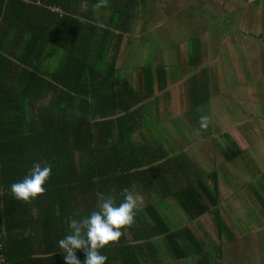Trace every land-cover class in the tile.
<instances>
[{
	"label": "trees",
	"instance_id": "trees-1",
	"mask_svg": "<svg viewBox=\"0 0 264 264\" xmlns=\"http://www.w3.org/2000/svg\"><path fill=\"white\" fill-rule=\"evenodd\" d=\"M39 1L0 0V264L26 253V245L29 254L34 247L47 255L38 264H65L57 241L69 222L96 210L100 194L119 202L125 188L147 197L118 240L99 249L105 264H161L162 251L173 259L194 256L195 264H215L190 227L171 229L159 206L166 199L150 198L156 192L173 196L189 220L214 208L219 234L227 230L216 174L212 185L198 171L196 179L186 178L185 171L187 181H172L171 164L176 170L187 167L181 155H171L164 141L154 144L144 132L142 139L135 137L146 127L147 101L167 87L165 67L140 62L133 84L118 71V50L108 55L107 34L76 16L82 0ZM189 60L200 62L193 55ZM18 68L23 72L16 78ZM208 83L205 76L188 87L186 113L195 115L200 130L197 109L210 99ZM223 151L228 160L242 153ZM34 163L51 169L45 190L27 202L17 200L9 185ZM76 256L83 260L82 251Z\"/></svg>",
	"mask_w": 264,
	"mask_h": 264
},
{
	"label": "crops",
	"instance_id": "crops-1",
	"mask_svg": "<svg viewBox=\"0 0 264 264\" xmlns=\"http://www.w3.org/2000/svg\"><path fill=\"white\" fill-rule=\"evenodd\" d=\"M258 3L261 4L260 10L251 11V8H252L251 6L253 4H258ZM35 4H41V3L39 0H36ZM238 4H242L241 9L246 10V14H248V18H250L251 16L256 17V19L260 21V24L262 25V29L264 30V24H263L264 1L263 0H242L241 2H239V0L238 2L237 0H102L100 1V3H92V1L86 2L82 0L80 2L79 13L77 12L76 16L80 18L82 17L84 20H87L89 22L93 21L97 25V32L99 34H107L106 38L110 39V45H111V47L108 48L109 50L108 55L115 53V51L118 50L116 51L117 52L116 53L117 54V64L116 65L118 67V71H120L121 74L124 75V77L130 79L133 84H136V79L134 77L135 71L139 70L140 62L147 60V56L141 57L143 54L144 55L148 54V52L145 53L146 49L147 50L150 49L153 51L154 58L151 57L149 58V60H152V62L154 63V66L162 65L166 69L167 87L163 90V92L161 93L159 92L156 94L155 97L149 99V100L156 102V104L152 111L150 110L147 111L148 121H147L146 127L141 126L136 134H139V133L141 134V132H143V129L146 128L149 134L154 135L150 131V128L152 125H154L153 123L155 122V119L158 118L159 123H160V119H161V122H163L165 118V116L161 117L162 115L160 112L162 110H159V102L160 101L164 102V105L166 102L169 103L168 98L170 96L169 93L171 92L170 84L174 83L176 81V78H180L179 76L181 75L187 76L189 83H187L186 85H188V87L191 85L192 82H194V80L200 83L204 81L205 76H207L208 81H209L208 84L210 86V76H208L209 73L207 75V70H209L208 68H211V66H210V61L206 59L205 55L222 54L223 59H228L231 62V64H234L233 60H235V57H233V54L237 53V51L236 50L234 51L233 49L235 46H234V42L232 41V39L235 38L236 34L243 33L238 30H237L238 32L235 31L236 20L234 19L236 17V13L239 12V9L237 10V8H239L240 5ZM196 5H199L198 11L201 16H205V15L206 16H217V18L219 19H217L216 21H218V23L220 24L219 27H225V26L227 27L226 33H222V34L214 33L213 37L210 35L209 37L211 38L205 40L202 45L199 43L200 45L199 47H197V52L195 53V54H200L202 56L199 59L200 60L199 64H196L194 62L191 63L189 60V57H187V54H192L193 52L191 48H192V45L194 44V41L191 38H189V40L187 38L185 39L190 42V45L188 44L186 48L182 51L184 55L186 54L185 55L186 58L182 60V62L180 63H176L173 60L174 59L173 54L176 55L177 52L168 51L165 48L164 43H163V47H160V48L153 47L152 44H151L152 46L150 47L149 40H151L154 36H149V35L158 33L159 35H162L163 38H165L167 34L170 33V29L172 28V23H174L175 18L177 16H180V13L174 12V10L181 11V12H184L185 14H190V15L196 14ZM49 7H51L52 10H56V11L60 10L57 6H49ZM188 7H191L192 9L189 10ZM208 7H210L211 10H209ZM214 7H220L224 16L226 15V12L231 8V12L229 16H230L231 21H233V23H230L229 20L225 22L224 20L225 17H221L222 12L220 13V12L214 11ZM81 11H83L82 14H80ZM243 16H245V13L243 14ZM236 18L237 20H239L238 17ZM55 27H56V20H54V25L51 27V29L55 30ZM243 31L245 32V30ZM236 37L238 39V36ZM250 37L252 36L250 35ZM256 37L259 38L260 40L256 39V41H254L255 47L249 49V52H252L256 47L258 48L259 57H258L257 63L259 64V70L264 71V56H263L264 55V39H263L264 31L257 33ZM160 39L162 38L160 37ZM168 43L170 46L172 44L177 45L176 41L168 42ZM11 49H14V47L11 46L8 50H11ZM56 49L51 50L53 56L57 54ZM173 49H176V48H173ZM123 53H125L123 58L119 59L120 56L123 55ZM157 57H158V60H156ZM228 66H230L231 70L234 71L235 66L232 67V65H226V64L220 68L221 71L222 69L226 70ZM249 66H257V65L256 63H253L252 65H249ZM191 68H192V71H191ZM213 69H215V67ZM22 72H23L22 68H18L15 73V77L19 78ZM227 76L229 77L228 74ZM203 78L204 80H202ZM258 80L263 82L262 86H264V75L259 76ZM227 86L229 87L230 84H227ZM227 90L229 91V88ZM249 93L250 94L248 98H253L254 95H257L256 93H251L250 89H249ZM234 98H235L234 96H231V94L227 92L226 94L223 95V98L221 99V97L218 96L217 94L215 93L213 94V91H211V87H210V99L205 103V106L198 108L202 112L199 114L200 116H202L203 114L205 115L204 112L207 111L206 105L208 104H209V108L213 107V109L215 108L216 110L220 106L218 109L219 116H221L219 113L220 111L228 113L231 110L230 103L235 104L236 102ZM244 101H242V103H244ZM147 104L149 107V101ZM258 106H259V109L261 110V112L259 111L260 112L258 115L259 117L257 116V112H253L257 109L256 106L254 105L253 100H250L248 105L241 106V108L240 109L238 108V110L240 111L241 116H243V118L258 117L263 122L260 124L259 129L257 130H256V127H253V126L250 127L251 124H248L250 126L246 125L247 128H245L244 133L248 134L247 138L249 140L253 139L254 134L260 135L258 137V140H260L258 142L260 143L259 148L264 150V146H263L264 145V99L263 98L260 100ZM166 107H167V104H166ZM252 113L255 115H252ZM199 121H200V118H199ZM243 121H246V119H244ZM194 127H195V132H194L195 134L191 136H195L196 138L197 136H199V134L204 135L205 132H207L205 128L204 130H200V129L198 130V128H196L197 126H194ZM212 128H214V126ZM248 128L251 130L250 132H247L249 130ZM235 131L236 130L233 129L232 132H230V128H227L226 130H223L218 133L219 135H221L222 138H224L228 142L227 145H225V147H223L221 150V153H223V155H224L223 150L225 149L233 150V149H239V148L242 150V153L240 154L242 155L247 145L249 144V140L241 133V131L237 133H235ZM208 136L209 134L205 135L206 138H208ZM211 139L214 140V138H211ZM185 142L182 144H178L176 146L174 145L175 143L173 139L171 141L172 145L168 143H165V145L171 151V155H179V156L181 155L184 160L185 158L189 157V155L185 151ZM217 144H219L220 146L219 142ZM262 156L264 157V151L262 152ZM189 165L190 163L187 165V167H185V169L177 168L175 173H172V169H171L170 173L173 174L171 176L173 177L172 181H174V177H179L180 179H184L186 181H187L186 178L196 179V177L198 176L197 175L198 172L195 176H189V172H188ZM255 165L257 166V168L259 167L258 164L255 163ZM171 166L173 168L174 163L171 164ZM181 171H182V174L179 175V172ZM185 171L187 172L188 176L186 178H183V176L185 175ZM222 178L224 179L223 176ZM244 180L246 183L255 184L256 189H258V193H256V195L254 196L255 199L254 198L248 199L250 209L257 211L258 218H260L259 220L257 218V222L259 223V226L255 227V229L260 230L258 241H234L235 239H238V238L235 233L230 232L229 221L223 215V212H222V206L226 202L225 197H222L224 196L223 188L225 187L222 186L223 182H221V180L219 179H218V185H219L220 201H219L218 208H219V213L221 215V218L223 222L225 223L228 234L227 233H222L221 235L219 234L217 226H216V222L214 221V217H213L214 208H211V210L207 211L206 213H204L203 215H201L200 217L194 220H189L185 212L182 211L184 213L183 217H185L184 219H187V222L175 228L169 225L171 229H177L183 226L190 227L189 223H193L194 229L191 227L190 229L195 233V235L201 241L203 242L205 241L204 242L205 248L210 254L211 260L214 261L213 263L215 264H241V263L242 264H264V209L261 208L264 206V198L261 196L262 194L261 190H264V186H261V187L259 186L262 184V183L259 184L260 182H264V172L261 173L260 171L256 173L254 172V174H251V175L248 174L247 177L244 178ZM235 185H237V183ZM258 186L261 190L258 188ZM239 193H242V191L239 190ZM153 196L155 197L162 196V198L164 197L165 199H167V197H170V196L164 195L163 193L161 194L160 192L159 193L156 192L155 194H153ZM171 197L173 198V196ZM249 197H253V196L249 193ZM237 199L238 201L240 200L239 198ZM163 203L165 204L166 200L160 204H163ZM175 203L177 204L176 200H175ZM159 206L161 207L162 205H159ZM261 218L263 219L262 221H261ZM214 230H216L218 238L224 239V241L223 240L214 241L215 240L213 239ZM239 231H242V230H239ZM33 243L34 241L31 244ZM26 246H27L26 253H23V251L22 252L19 251L17 254L14 255V257L11 260L13 262L10 264H38L36 262H41L39 261L40 258L47 257L46 254L43 255L39 252H36L35 251L36 248L34 247L31 250L33 252L29 254L30 248L28 245ZM36 246L38 245L35 244V247ZM250 246L253 248L251 249ZM254 257H255V260H253ZM170 258L171 259L169 260L171 261H179V260H185V259L190 261V259L191 260L193 259L192 264L195 263L194 256L182 258L179 260L173 259L171 256ZM232 259H234L233 262H232ZM162 262H163V259H162ZM169 263L173 264L172 262H169Z\"/></svg>",
	"mask_w": 264,
	"mask_h": 264
},
{
	"label": "rangeland",
	"instance_id": "rangeland-1",
	"mask_svg": "<svg viewBox=\"0 0 264 264\" xmlns=\"http://www.w3.org/2000/svg\"><path fill=\"white\" fill-rule=\"evenodd\" d=\"M241 1L242 0H239V2ZM238 5H240V7L237 8V10L239 9V12L236 13V17H238L239 20H237L236 17L234 19L236 20L235 31L238 30L243 33L236 34V36H238V39L236 36L234 39H232V41L234 42V46L236 47V49L235 47L233 49L234 51H237V53L233 54V57H235V60H233L234 64H231L228 59H223L222 54L205 55L206 59L210 61L211 68H208L209 70H207V75L209 73L208 76H210V87L211 91H213V94H217L222 99L223 95L228 92L231 94V96L235 97L234 99L236 102L235 104L230 103L231 110L230 112H228L231 116L227 112L221 111L219 112L221 116H219L218 109L220 106L216 110L215 108L213 109V107L209 108L208 104L206 105L207 111L204 112L205 116L208 117L207 126L205 127L207 133L209 132L208 138H206L203 134H199L197 138L195 136H191L195 134L194 126L196 125L195 121L193 120L195 118V115L193 113L188 114L185 112L188 109V85L186 84L189 82L187 76L181 75L179 76L180 78H176V81L174 83L170 84L171 92L169 93L170 96L168 98L169 103L166 102L164 105V102H159V110H162L160 112L162 115L161 117L165 116V118L163 122H161L160 119V123L158 118H156L155 122L153 123L154 125L151 126L150 131L155 136L149 134L146 128L143 129V132L145 133V138L147 140H151V142L154 144H157L155 142L156 139H160L161 142L164 141L168 144H171V141L174 139V145L176 146L186 141L185 151L189 155V157L183 160L182 156H180L179 160H183L185 162V165H188L190 163L188 167L189 176H195L197 174V171L199 173L202 172V178L206 180L208 184L212 185L213 183L211 175L216 174L217 178L221 180V182H223L222 186L225 188H223L224 196L222 197H225L226 202L222 206V212L229 221L230 232L235 233L238 238L234 241H258L260 230L255 229L256 226H259V223L257 222L258 213L257 211L250 209L248 203L249 198L255 199L254 196L256 195V193H258V189H256L255 184L246 183L244 178H246L248 174H254V172H264V157L262 156V152L264 150L259 148L260 143L258 142L260 140H258V137L260 135L254 134L253 139L249 140L247 138L248 134L244 133V130L245 128H247L246 125L250 126L248 124H251L250 127H256L257 130L259 129L260 124L263 123L258 118V115L261 112L258 105L260 100L262 98L264 99V86H262L263 82L259 81L258 77L263 76L264 71L259 70V64L257 63L259 57L258 48L256 47L252 52H249V49L255 47L254 41H256V39L260 40L256 37V34L264 30L262 29L260 21L256 19V17L251 16L250 18H248L246 10L241 9L242 4ZM251 7V11H258L261 8V4H253ZM188 9L190 10L192 8L188 7ZM208 9L211 10L210 7H208ZM198 10L199 5H196V14L190 15L185 14L181 11L174 10V12H179L180 16H174L176 18L174 23H172L170 33L167 34L165 38H163L162 35H159L158 33L149 35L154 36L151 40H149L150 47L153 45V47L160 48L163 47L164 43L165 48L168 51L177 52L176 55L173 54V60L176 63H180L186 58V54L184 55L182 51L188 44L190 45V42L188 40L189 38H191L194 41V44L191 48L193 52L192 54H187V57L193 55V58L200 59L202 56L200 54H195L197 52V47H199L200 44L202 45L205 40L210 39V35L213 37L214 33H226L227 27H219L220 24L218 23V21H216L217 19H219L217 18V16H201ZM214 11L220 13L222 12L220 7H214ZM230 12L231 8L226 12L225 16L222 12L221 17H225V22L229 20L230 23H233L229 16ZM244 13L245 16H243ZM243 30H245V32ZM250 35L253 38L250 37ZM160 37L162 39H160ZM186 38L188 40H185ZM174 41H176L177 45L172 44L170 46L168 42ZM147 52L149 56L148 54H143L141 57L147 56V59L151 57L154 58L152 50L146 49L145 53ZM124 54L125 53H123V55H121L119 59H122ZM253 63H256L257 66H249ZM225 64L232 65V67L235 66L234 71L231 70L230 66L227 67L228 70L222 69L221 71L220 68ZM214 67L215 69H213ZM137 72L138 70L135 71V78ZM227 74L229 75V77L227 76ZM227 84H230V86L228 87ZM228 88L229 91L227 90ZM249 89L251 90V93H256L257 95H254L253 98H248L250 94ZM250 100L254 101V105L257 109L253 112H257L258 117L243 118L238 108L240 109L241 106L248 105ZM148 101L149 107L147 106V110L152 111L156 102L152 100ZM242 101H244V103H242ZM197 112L202 113L199 109H197ZM252 115L255 114L252 113ZM244 119H246V121H243ZM195 120L197 121L196 118ZM146 121H148V118H146ZM213 126L214 128H212ZM227 128H230V132H232L233 129L236 130L235 133L241 131V133L249 140V144L247 145L244 153L232 160H227L223 153H221L222 148L225 147L228 142L218 134L219 132L226 130ZM209 130L213 132L210 133ZM250 131L251 130L249 129L247 132ZM135 137L142 139V135L140 133L135 134ZM211 138H214V140H212ZM218 142L220 143V146L219 144H217ZM255 163L258 164V168ZM171 169L172 173H175L176 168H172L171 166ZM180 174H182V171L179 172V175ZM172 175L173 174H171V176ZM222 176L224 177V179L222 178ZM172 179L173 177H171V180ZM236 183L237 185H235ZM259 184H261L259 185L260 187L264 186V182H260ZM239 190H241L243 194L239 193ZM261 191L262 194H260L264 198V190ZM249 193L253 197H249ZM137 196L139 197L140 205L145 203V197L147 196L144 193H139V195ZM160 197L162 198V196ZM160 197H157L156 199H159ZM150 198L151 200L155 201V196H151ZM237 198H239L240 200L238 201ZM161 205L162 206L160 208L162 210L163 216L170 226H173L175 228L187 222V219H184L185 217H183L184 211L175 203V200L171 196L167 197L166 203H163ZM261 208L264 209V206ZM259 219L260 218H258V220ZM262 220L263 219L261 218V221ZM189 226L194 229L193 223H189ZM225 231L226 232L224 233L228 232L227 230ZM213 235V239H215L214 241H224V239L218 238L216 230L213 231ZM252 248L253 247H251V249ZM161 258L163 259V262H161V264H170L169 262H172L173 264H192L193 260L190 259L191 262L186 259L171 261L169 260L171 259L169 254L167 255L163 251L161 252ZM253 260H255V257ZM233 261L234 259H232V262Z\"/></svg>",
	"mask_w": 264,
	"mask_h": 264
},
{
	"label": "clouds",
	"instance_id": "clouds-1",
	"mask_svg": "<svg viewBox=\"0 0 264 264\" xmlns=\"http://www.w3.org/2000/svg\"><path fill=\"white\" fill-rule=\"evenodd\" d=\"M208 117H200V128L207 126ZM49 166L34 163L21 179L9 185L11 195L17 200L27 202L44 192L43 185L50 175ZM119 202L111 195L100 194L96 210L79 219H72L69 231L57 246L63 252L65 264H105L107 257L99 249L116 242L121 236V229L134 222L139 197L127 188L122 190ZM83 253V260L77 258L76 251Z\"/></svg>",
	"mask_w": 264,
	"mask_h": 264
},
{
	"label": "built area",
	"instance_id": "built-area-1",
	"mask_svg": "<svg viewBox=\"0 0 264 264\" xmlns=\"http://www.w3.org/2000/svg\"><path fill=\"white\" fill-rule=\"evenodd\" d=\"M0 261H3V260H2V253H0Z\"/></svg>",
	"mask_w": 264,
	"mask_h": 264
}]
</instances>
